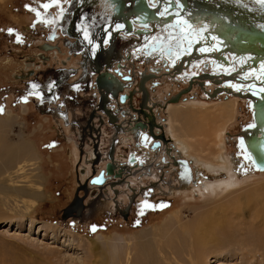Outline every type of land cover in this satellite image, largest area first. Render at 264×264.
I'll list each match as a JSON object with an SVG mask.
<instances>
[{
    "label": "rangeland",
    "instance_id": "374dc122",
    "mask_svg": "<svg viewBox=\"0 0 264 264\" xmlns=\"http://www.w3.org/2000/svg\"><path fill=\"white\" fill-rule=\"evenodd\" d=\"M56 2L63 6L67 1L0 0V123H5L1 130L3 148L17 142L25 144L27 150L22 153L20 157L22 161L19 163L20 166L25 164L23 169L19 170L23 175L15 179L21 181L14 186L33 191L37 183L38 188L46 196L43 200L34 201L32 205L28 198L13 193L9 196L0 194V264H109L112 261L109 259L110 252L112 258L115 254L125 255V245L130 248L136 235L164 227L171 222L169 226L175 230H172L171 234L181 238V231L177 229L176 223H172L174 216L188 225L190 222L194 224L198 215H206L208 212L212 213L208 214V219L205 220L206 227L193 225V251L200 249L196 257V253L193 252L197 264H264V251H253L257 246L250 245L253 241H260L258 237L260 234L264 236V224H260V220L264 219L257 217L264 208V170L253 168L251 163L242 157V144L239 142L252 134L248 131L252 127L253 115L248 108L250 100L247 97L240 100L236 98L238 101L236 115L224 132L227 140L224 141L226 147H223V155L228 164L227 168H210L214 151L215 153L218 151L217 147H214L213 138L204 139L208 143L205 145L196 141L193 142L196 148L193 146L191 150L194 157L193 168L197 167L205 176L201 182L194 184L192 190H187V187L186 190L182 187L177 189L181 191L167 190L168 184L175 183V178L168 173V168H165L160 171L161 180L158 182L162 189L160 193L155 189L153 191L145 187L142 189V186L150 183L148 178L142 177L141 181L133 180L129 184L135 186L134 188L139 186L138 190L131 191L125 187L127 196L117 192L111 193L109 189L114 201L122 198L115 212L104 208L88 212L85 216H79L80 212L77 216V206L80 205L84 209L90 197L82 188L84 176L80 173L79 167L83 168L85 164L82 163L80 151L93 147L92 140L90 143H82L80 147L73 141L74 136H70V140L67 141L64 135L68 137L72 133L67 129L68 125H64L62 120L56 122L50 114L42 112L40 109H44L42 104L36 108L34 101L28 96L34 94L36 92L34 89L41 86L48 77L47 69L73 66L78 59L70 55V59L65 60L66 64H62L60 60L66 58L67 51L57 39L46 38L53 23L52 16L56 17L58 14ZM33 77H37L39 81L36 87H33L35 82L32 81ZM162 85L165 89L171 90V97L185 87L167 83ZM157 93L160 97L162 92L157 89ZM186 94V91L182 92L179 97ZM179 97L173 101L167 99L161 111V117H167L168 120L170 115L169 112L166 113L168 103L177 104L174 107L176 113L174 111L170 116L174 125L172 126L174 135L177 132L178 138H182L184 130L186 134L189 132L192 134L191 123L197 128L198 122H206L199 117L207 114L212 116L219 111V107L213 105L214 102H219L215 98L196 97L193 100L187 98L185 101ZM200 104L205 107L199 106ZM177 108L180 109L179 112L191 113V119L190 116L187 118L191 120L188 128L192 129L188 130L187 125L183 128L182 121L178 120V116H174L178 115ZM167 131L170 134L168 128ZM169 134L164 133V136L171 138L173 142ZM120 144L125 145L122 142L119 146ZM119 146L115 152L119 151ZM130 150L129 147L126 152ZM193 153L197 154L194 156ZM183 154L184 151L180 156L187 159L188 155ZM195 157L198 158L196 162ZM100 165L102 166V162ZM85 167L89 169L88 165ZM113 188L122 189L118 184ZM138 192L144 194L139 196ZM153 192L156 194L153 195ZM128 195L133 197L131 203ZM240 198L238 203L225 205L229 199L233 201ZM221 205L222 208L226 207L224 212L218 210ZM125 208L128 209L124 211ZM67 209L70 213H66ZM253 222H258L257 225L260 224L262 230L259 227L260 231L251 232L250 225ZM194 228H197V231ZM88 239L93 240V244L89 243ZM184 248L186 252L189 251L188 246ZM137 253L134 250L130 252V263L134 260L141 264L142 260L137 257ZM183 256L178 262L189 264L188 256L186 254ZM119 258L123 260L124 257Z\"/></svg>",
    "mask_w": 264,
    "mask_h": 264
},
{
    "label": "flooded vegetation",
    "instance_id": "af4514ba",
    "mask_svg": "<svg viewBox=\"0 0 264 264\" xmlns=\"http://www.w3.org/2000/svg\"><path fill=\"white\" fill-rule=\"evenodd\" d=\"M66 1L63 6L56 2L58 14L56 17L52 16L53 23L46 38L57 39L67 51L66 58L60 60L62 64H66L65 60L70 59L72 55L78 59L73 66L47 69L48 77L43 81L46 82V88L41 92L38 88L34 89L36 92L28 96L34 101L36 108L39 104L43 106L45 104L44 109L40 108L42 112L50 114L56 122L62 120L64 125L69 126L67 129L72 133L68 137L64 135L67 141L70 140V136H74L73 141L80 147L82 143H90L92 140L93 147L80 151L82 163L89 166V169L85 165L83 168L79 167L80 173L84 176L82 188L86 195L90 196L91 189H95V194L102 192L104 197L97 200L93 210L77 206V216L80 212L79 216H85L88 212L104 208L115 212L122 198L114 201L113 196L109 194L110 190L111 193L117 192L127 196L125 187L131 191L138 190L139 186L134 188L135 186L129 184L133 180L141 181L142 177L148 178L150 182L147 186H142V189L144 187L152 191L155 189L160 193L162 191L158 184L161 180L160 171L165 168H168V173L175 178V183L168 184L167 190L174 192L181 187L186 190V185H190L191 182L185 181L187 184H183L178 181L176 167L172 162V157H185L176 153L174 140L172 142L169 137L164 136V133L169 132L166 127L167 117H161V111L167 101L177 99L180 93L185 91L187 94L181 97L185 101L187 98L193 100L196 97L215 98L218 101L226 97H236L238 100L247 97L250 100L248 108H252L253 113V102L261 100V94L264 93V83L260 79L264 74V71L260 70L261 67L264 69L262 66L264 61H258L257 57L264 54V48H261L257 40L249 42L245 40L246 43L239 45L238 41L233 40V33L226 34V37L231 39L230 42H221L223 40L217 36L215 21L212 23L204 17L202 25L193 24L195 13L193 9L230 5L236 9L243 8L247 15L253 17L254 13H257L259 1L122 0L125 6L124 13H130L132 20L138 19L139 13L146 18L143 25H136L133 21L132 33L127 27L121 26L116 18L109 19L106 11H102L104 8L110 14V9L116 5L117 0ZM144 6L149 8L146 15H142ZM259 13L264 18L262 8ZM137 27L147 31L134 34ZM121 28L126 32L123 39L117 37ZM242 60L245 61L244 64ZM256 62L259 65L258 70L254 67ZM239 66L246 69L251 66L252 70L240 73L242 70ZM235 67L237 69H234ZM116 71H119L121 76H129V80L124 81L126 87L121 91L128 95L125 103H119L117 99L111 97L107 88L98 87L96 84L100 73L112 72L118 76ZM247 76L250 84H246ZM33 78L32 81H35L33 86L36 87L39 81L37 77ZM164 83L185 87L171 97V90L162 87ZM259 86L261 87L258 90ZM157 89L162 92L161 98ZM170 104L177 105L168 103L166 113L169 112ZM138 122L146 125L142 133H146L148 139H151L147 144H142L140 138L134 140L128 132ZM118 131L119 143L125 144L120 146L117 144L119 153L115 152L117 146L114 145ZM154 139L161 144L156 150L149 148ZM129 147L131 150L126 152ZM129 152H134L138 157L135 164L127 162ZM112 154L116 162H127L122 177L108 179L101 190L95 185H89L86 190L85 181L88 183V180L104 167L106 159ZM138 162L142 165H138ZM99 166L101 168L97 170ZM93 169L96 173H93ZM116 184L122 189H114L113 186ZM138 193L139 196L144 194ZM128 198L131 203L133 197L128 195ZM66 213H70V210L67 209Z\"/></svg>",
    "mask_w": 264,
    "mask_h": 264
},
{
    "label": "bare ground",
    "instance_id": "6f19581e",
    "mask_svg": "<svg viewBox=\"0 0 264 264\" xmlns=\"http://www.w3.org/2000/svg\"><path fill=\"white\" fill-rule=\"evenodd\" d=\"M263 55H258L257 56V57H259L258 58L259 59L258 61H264V57H261L260 58V56H263ZM242 62H243V64L245 63L244 60H242ZM262 66H264V65H262ZM254 67L256 69L259 67V65L257 64V62L255 63V66ZM261 68H263V67H261ZM234 69H237V67H235ZM239 69L242 70V72H240V73H244L245 71L251 72L252 67L251 66H248L247 69H246L244 67L239 66ZM263 71H264V69H262V72ZM258 75H260V74H258ZM237 77H239V76H237ZM246 84H250L249 83V77H248V80H246ZM261 86H262V84H261ZM261 86L258 87V90L260 89ZM201 103H203V102H201ZM237 104H238V101H237L236 97H230V98H227V99H223V100H221L219 102H214L213 105L218 106L219 107V111H216L217 113H213L212 116H209L207 114V115H203L202 117H199L201 120H206V122L205 121L204 122L201 121V123L198 122L197 128H196V126H194L193 123H191V120H189L187 118V117L190 116V119H191V116H192V115H190L191 113L188 114L187 112H184V111L183 112L182 111L179 112L180 109L178 110V108H177L178 115H174V116L175 117L178 116V120L180 119L182 121L181 122L182 127L184 128L187 125L186 127L188 128V126L190 127V125H189L190 123L193 126V127L191 126L193 129L192 128H188V130L192 129V131H193L192 134H189L190 132L186 134V131L183 129L184 130L183 131L184 133H183L182 138H180V137L178 138L179 135H177V132H176V135L177 136L174 135V130L172 129V126H174V125L172 124L173 121H171V116H170V115H172L174 113V111H175L174 110V107H176L177 105H171L170 104L168 106V111L170 110L169 111L170 115L168 117V120H167L168 122H167V126L166 127L170 131V136L174 140V145H175L176 153L178 155H181L183 153V151H184V154L188 155L187 156V160L191 164L192 169L193 170L196 169L198 172L201 173V174L199 173V180L197 181V184H198V182H201L202 181V179L204 178L205 175H203V173L201 171H199V169L197 167H194L193 168V161L192 160H193L194 157L191 155L192 154L191 150L193 149L192 147L195 145L194 143L196 141H199V143L205 145V144H208V143L206 142V140L204 141V139L210 138V137L213 138V140H214L213 141L214 142L213 143L214 144V147L216 146L218 151H216V153L214 151L213 158H211V159H213V163H210V161L207 160L211 164L210 168H216V169L217 168L220 169V168H223V167H226L227 168L228 167V164H227L225 155H223V147H226L224 141L227 140V138L224 137V132H225V129L228 126V124H231L233 122V119H234V117L236 115ZM196 105L198 106V104H196ZM199 106L203 107L204 105L203 104L202 105L200 104ZM250 109H252V108H250ZM175 113H176V111H175ZM206 113H207V111H206ZM252 115H253V113H252ZM195 117L196 116L193 114V118H195ZM175 121H176V119H175ZM192 121H193V119H192ZM194 121H195V123H197L196 122V119ZM203 123H205V125ZM4 125H5L4 122H1L0 123V194L9 196L10 193H13L14 195L16 194V195L21 196L23 198H28V201L30 200L29 201L30 203H33L34 201H38L39 199H42L43 200L46 197L45 196V193H43L42 190H40L38 188L39 185H37V183H36V186L34 187V190L33 191H26L24 188H19V187L14 186L15 183L21 181V179H18V180H15V179H17V177H21L23 175V174H21V171H19V170H22L23 167L25 166V164L24 165L22 164L20 166L19 163L22 161V160H20L21 159L20 157H21L22 153L27 150V147L25 146V144H20L19 142H17L16 144H8V145H6L3 148V140H2L1 130H2V128H3ZM251 126L252 127L248 130L249 132L252 133L251 135L254 134V131L257 132V133L258 132L261 133L260 130L258 129V127L255 126L253 117H252V125ZM215 141H216V143H215ZM239 142H240V145L242 144V146H243L242 147V150H241L242 151L241 154L243 155L242 157L245 160L249 161L251 163V165H252L253 168L257 169L255 167L253 161L250 159L247 150L245 149L244 140L243 141L242 140H239ZM197 145H199V144H197ZM199 147L202 148V146H199ZM195 148H194V151H196ZM200 148H198V149H200ZM221 150H222V152H221ZM73 152H74V150H73ZM195 154H197V153H195ZM195 154L193 153L194 156H195ZM190 156H192V159H190ZM195 158H196L195 159V162H196V160H198V158L197 157H195ZM204 160H206V159H204ZM257 170H259V169H257ZM259 171H262V170H259ZM6 177H9L10 179L9 178H6ZM31 181H33V180L31 179ZM183 183H185V182H183ZM193 186H195V185L192 184V183H190V185H188V186L186 185L187 190H192L193 189ZM202 186H203V184H202ZM261 190H262V188H261ZM249 192L251 193L252 191L249 190ZM249 196H250V194H249ZM241 198L240 199H233V201H231L229 199L226 202L225 205L227 206V204H228L230 206L234 202L235 203H238L241 200ZM32 205H34V203ZM225 205H223V206H225ZM225 208L226 207H223L222 208V205H221V207L219 206V209L218 210L219 211L220 210L223 211ZM218 210H216V211H218ZM208 211H210V210H207V212ZM210 213H212V212H210ZM210 213L208 212L206 215L200 214L201 216L198 215L197 218H195V223L193 224V222H190V223H188V225L183 224L184 222L182 223L181 222L182 221L181 219H178V217L174 216L172 223H176L175 225H176L177 229H179L181 231V234H182V236L180 235L181 238L177 237V235L174 236V235L171 234V232L173 230L172 229V226H169L171 224V222L169 224H167V225H164V227L155 228V229L149 230L148 232H142V233L136 235L133 238V241L131 242V247L130 248H127V246L125 245L126 243L124 244V242H123V244L126 247V248L124 247L125 255L122 256L121 254L120 255L115 254V257L112 258V252H110L111 258H109V259H111L112 261L109 264H138V262H136L134 260L131 263L129 262V255H130V252L133 251V250L134 251H137L139 253V254L137 253V257H139V259L142 260L141 264H143V263L144 264H183V263L178 262V259L181 258V256H183L184 254H186L188 256V258L190 259L189 264H197L195 262V257L197 255V253H199V250L200 249L199 250L198 249H194L195 251H193V246H194L193 245V235H194L193 234V225H195L197 227H198V225H201V226L203 225L204 227H206L205 220L208 219V214H210ZM257 214H258V212H257ZM257 217L258 218L261 217V218L264 219V208L261 209V212H260V214ZM260 221H261L260 224L263 225L264 224L263 223L264 220H260ZM257 223H254V222L251 223L252 225H250L251 226L250 227V231L251 230L252 231H260L259 230V227H260L259 225L260 224L257 225ZM252 226H255L256 228H254ZM196 229H195V231H197ZM260 229H261V227H260ZM201 230H203V229H200V231ZM173 231H175V230H173ZM199 233H201V232H199ZM207 233H209V232L207 231ZM210 236H212V235H210ZM258 237H259V240L260 241H253V242L250 243V245L253 244V245H256L257 246V247H255L256 249H254L253 251H261L262 252V251H264V236H262L260 234ZM211 238H213V236ZM200 239H201V237H200ZM215 239H217V238H215ZM108 241H110V239H108ZM89 243H92L93 244V240H89ZM121 243H122V241H121ZM195 244H196V242H195ZM245 244H246V242H245ZM120 245L121 244H119V246ZM123 246H122V248H123ZM185 246H188L189 247V249L187 248L189 250V251L187 250L188 252L185 251L186 250L184 248ZM118 248H120V247H117V249ZM114 251H115V253H117L116 252V249H114ZM121 252L124 253L123 251H121ZM193 252L196 253L195 254V257H193ZM119 256L124 257L123 260H121L119 258ZM197 259H199V258H197ZM139 264H140V262H139Z\"/></svg>",
    "mask_w": 264,
    "mask_h": 264
},
{
    "label": "water",
    "instance_id": "95a60500",
    "mask_svg": "<svg viewBox=\"0 0 264 264\" xmlns=\"http://www.w3.org/2000/svg\"><path fill=\"white\" fill-rule=\"evenodd\" d=\"M259 1V6L256 7L257 13H254L253 17H250V15H247V13L244 12V10L230 7V5L226 7H222L221 5L218 7L213 8H201V9H193L195 13H193V24H200L202 25L204 17H207L210 22L215 21L217 26L215 27V30L218 32V37L222 38L223 41L226 42L231 39L226 37L227 33H233V40L239 43H244L246 41H254L257 40L261 48H264V23H263V16L259 13L260 9L262 8L264 10V2ZM119 5V8H117ZM236 9V10H235ZM103 12L106 11V14L109 15V19L114 17L119 21L121 26L127 27L128 31L132 29V23L135 22L136 25H143V21L146 20V18H143L144 16H141L139 13V18L132 20L130 13H124L125 6L124 2L122 0H117L116 5L110 9L109 11L106 9H102ZM142 15H146L149 13V8L144 6L142 8ZM111 27V26H109ZM114 28V27H113ZM114 31H117V29H113ZM119 33L117 35L118 38H125L124 35L126 32H124L121 29H119ZM133 30V29H132ZM131 30V33H132ZM123 31V32H122ZM147 30L143 28H135L134 34H140L141 32H146ZM123 33V34H122ZM224 34V36H222ZM115 35V34H114ZM208 38V36L206 35ZM240 38H243L244 40H240ZM116 76L112 72H102L99 74V76L96 79V84L98 87H104L107 88L110 92L111 97L113 99H117L119 103H125V101L128 99V95L124 92H121L124 87H126V84L124 83L125 80H129V76L124 75L121 76V73L119 71H116ZM261 81L264 83V74L261 76ZM46 82H42V85L38 87L39 92L41 90L46 88ZM121 92V93H120ZM46 97V95H45ZM48 98V97H46ZM40 105V104H39ZM46 105H47V99H46ZM59 105V104H58ZM43 106V105H42ZM45 107V104L44 106ZM253 116L255 121V126L258 127L261 133H257L254 131L253 135H249L244 139V146L245 149L248 152V155L250 159L253 161L255 167L259 170H264V93L261 94V100L254 101L253 102ZM68 122V121H67ZM146 128V125L142 122H138L135 125L132 126L131 130H128V132L132 135V138L134 140H137L140 138L142 144H147L150 142L151 139H148V135L146 133H142V130ZM119 136L120 132H117V136L114 139V145L117 146L119 144ZM171 139V138H170ZM160 141H157L154 139L153 143L149 145L150 149L156 150L160 147ZM171 146H173V143H171ZM123 148V147H120ZM127 162L135 164L138 157L135 155L134 152H129L128 157L126 158ZM164 161V158L161 159ZM126 161L124 162H116L115 156L110 155L109 159H106L104 167L101 168L96 175L92 176L87 183V180L85 181L86 190L89 188V185H96L99 190L103 188L104 183L111 178H121L123 173L126 170ZM173 166L176 167V173L178 177V181L180 183H183V181H191L192 184H196L199 180V173L196 169L192 171L189 161L185 158L180 157H172ZM138 165H142L141 162H138ZM93 173H96V171L93 169ZM183 183V184H187ZM102 187V188H101ZM90 199L88 200V203L84 205V208L93 210L95 207V204L99 198H103V193H96L95 189H91L90 191Z\"/></svg>",
    "mask_w": 264,
    "mask_h": 264
},
{
    "label": "snow or ice",
    "instance_id": "6c2138e0",
    "mask_svg": "<svg viewBox=\"0 0 264 264\" xmlns=\"http://www.w3.org/2000/svg\"><path fill=\"white\" fill-rule=\"evenodd\" d=\"M261 2H264V0H261ZM45 7H47V5H45ZM12 30L10 29L9 32H11ZM35 87V86H33ZM93 231H95V228H93Z\"/></svg>",
    "mask_w": 264,
    "mask_h": 264
},
{
    "label": "crops",
    "instance_id": "0c3cea01",
    "mask_svg": "<svg viewBox=\"0 0 264 264\" xmlns=\"http://www.w3.org/2000/svg\"><path fill=\"white\" fill-rule=\"evenodd\" d=\"M118 153H119V151H118Z\"/></svg>",
    "mask_w": 264,
    "mask_h": 264
}]
</instances>
